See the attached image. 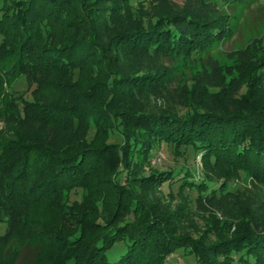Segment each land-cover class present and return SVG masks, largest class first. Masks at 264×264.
I'll return each mask as SVG.
<instances>
[{
    "label": "trees",
    "instance_id": "obj_1",
    "mask_svg": "<svg viewBox=\"0 0 264 264\" xmlns=\"http://www.w3.org/2000/svg\"><path fill=\"white\" fill-rule=\"evenodd\" d=\"M244 2L0 0V264H165L180 248L196 264H264L259 213L205 241L148 195L166 184L202 202L243 173L264 185V39L213 82L180 76L230 41ZM163 145L201 155L205 175L153 169Z\"/></svg>",
    "mask_w": 264,
    "mask_h": 264
},
{
    "label": "rangeland",
    "instance_id": "obj_2",
    "mask_svg": "<svg viewBox=\"0 0 264 264\" xmlns=\"http://www.w3.org/2000/svg\"><path fill=\"white\" fill-rule=\"evenodd\" d=\"M192 0H144L145 6H149L152 13L161 10L165 5L172 8H181L189 5ZM137 7V1L133 3ZM229 13L233 15L234 35L230 41L221 42L220 49L211 53L210 57L204 60H194L184 66L185 73L207 72L209 80L213 82L217 73L216 66L232 65L234 56L230 52L245 47L255 38L264 39V0H245L242 4H237L229 8ZM216 70V71H215ZM205 71V72H204ZM14 90H19L30 97V89L24 81H18ZM140 104V102H139ZM160 102H158V105ZM5 121L0 114V129L5 127ZM37 127V125H34ZM66 136V132L63 133ZM60 133H54L53 139L58 140ZM91 133L90 137H92ZM151 165L153 169L165 170L172 167L184 168L193 171L196 175L204 176L203 160L201 155L192 151L185 153H174L169 147L163 145L152 158ZM149 165L145 172L151 171ZM176 186L172 189L166 184L157 192L151 191L148 195L152 201H155L158 208L164 212H170L172 217L177 219V228L180 232L189 234L192 237H202L205 241L219 237L221 234L233 229L241 215L246 212H257L264 216V185L252 182L243 173L239 178L231 181L230 189L235 192L219 194L213 198L207 197L201 199L202 202L195 200H186L183 196V190H178ZM193 196L190 195V198ZM243 211V212H242ZM6 229L5 223H0V232ZM124 249L122 242L117 243L108 251L110 258H116ZM165 264H196L194 253L186 249H177L167 259Z\"/></svg>",
    "mask_w": 264,
    "mask_h": 264
}]
</instances>
